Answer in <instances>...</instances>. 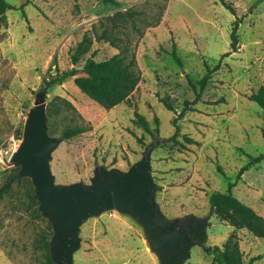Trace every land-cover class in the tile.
I'll use <instances>...</instances> for the list:
<instances>
[{"label":"rangeland","instance_id":"374dc122","mask_svg":"<svg viewBox=\"0 0 264 264\" xmlns=\"http://www.w3.org/2000/svg\"><path fill=\"white\" fill-rule=\"evenodd\" d=\"M7 1L12 8L0 16V188L18 169L9 157L21 140L19 130L36 93L45 86L42 80L73 66L71 54L79 50L85 49L77 66L90 54L96 59L133 54L140 74L137 86L127 101L109 109L83 93L75 76L46 85V106L57 97L72 104L47 116L49 134L62 136L68 128H84L53 150L50 169L55 182H89L95 164L127 169L158 137L151 174L162 212L168 217L210 214L207 246L222 249L234 233L244 262L257 257L253 264H264V237L231 226L211 212L208 203L211 192H224L234 182L233 195L264 217V159L236 180L250 156L264 152V110L248 99L264 84V0H225L235 14L218 0ZM236 18L238 49L222 58L201 99L193 103L195 93L186 76L197 82L206 72L204 62L212 67L230 50ZM172 43L182 67L168 54ZM135 111L154 134L139 125ZM181 134L196 142L185 143ZM13 178L0 197V264H52L45 245L51 226L30 198L31 181ZM79 236L73 264H159L140 225L117 210L87 218ZM214 261L215 255L194 245L183 264Z\"/></svg>","mask_w":264,"mask_h":264},{"label":"water","instance_id":"95a60500","mask_svg":"<svg viewBox=\"0 0 264 264\" xmlns=\"http://www.w3.org/2000/svg\"><path fill=\"white\" fill-rule=\"evenodd\" d=\"M46 88L36 93L26 113L21 140L9 161L18 168L13 177L30 179L37 209L51 226L48 249L52 264H73L81 224L113 209L140 225L146 245L159 264H183L194 245L217 253L216 247L206 245L210 214L168 217L160 209L151 174V154L160 142L158 137L145 145L140 158L127 169L95 164L89 182L56 183L50 159L63 137L48 132Z\"/></svg>","mask_w":264,"mask_h":264},{"label":"trees","instance_id":"16d2710c","mask_svg":"<svg viewBox=\"0 0 264 264\" xmlns=\"http://www.w3.org/2000/svg\"><path fill=\"white\" fill-rule=\"evenodd\" d=\"M104 2L116 3L115 0H102ZM219 3L227 8L231 13L235 14V10L231 3L225 0H218ZM26 4L24 2L21 4L20 9ZM12 5L7 0H0V16L5 13L6 10L11 9ZM22 14L25 17V13L22 10ZM238 23L239 20L236 18L231 25V30L229 33V46L230 50L223 53L220 56L219 61L212 67H210L206 62L204 66L206 69L205 74L197 80V82L192 81L189 76H186L188 84L192 87L195 93V97L192 102H197L201 99V92L204 87L209 82L210 74L218 69L220 61L223 57L234 52L239 47L238 39ZM123 52L124 48H120ZM85 49L79 50L76 54H71V66L68 70L50 74L49 79H43L42 83L45 85L61 82L67 77L75 76V84L77 87L85 93L90 99L96 102L98 105L105 109H109L119 103L128 100L131 93L135 90L137 83L140 79V74L136 68V62L134 55L131 54L130 57H126L124 54H114L109 58L96 59L93 54L86 56L82 59V64L77 66L76 62L78 57L84 54ZM172 59L176 62L177 66L182 67V61L176 52L175 43H172L171 49L168 53ZM49 71V69H48ZM196 85L199 87L196 88ZM222 99V98H221ZM248 99L255 101L264 110V84L260 85L255 91H252L248 95ZM160 101L168 109L173 111V106L167 102L164 98ZM63 104L71 106L72 104L66 99L57 97L48 106H46L47 116L52 115L57 109L61 108ZM54 108V109H53ZM184 108L179 112L182 115ZM135 120L139 125L150 134H154L153 130L149 127L147 120L144 116L138 112H134ZM264 117V112H263ZM157 122V119H155ZM173 123L175 127V134H179V127L176 124V118H173ZM157 127L155 131H157ZM84 131L83 127L74 126L64 130L62 137L64 139H69L74 137ZM19 133H22L19 130ZM182 139L185 143H195L196 141L186 134H181ZM138 142H142L141 137H136ZM181 147H185V144L178 142ZM264 159V152L258 154L257 156H250L248 162L243 164L236 173V180L240 178L241 174L248 169L249 166L258 163L260 160ZM217 169L222 172L221 167L217 166ZM17 170V169H16ZM16 173V172H15ZM14 173V174H15ZM14 174L10 175L4 185L0 188V197L9 188L11 179H14ZM235 185L234 182H229L227 185V190L213 191L208 196V203L211 212H213L217 217L226 220L231 226L235 228H245L253 235L257 237H264V217L256 212L251 206L242 202L231 192V188ZM30 198L37 203L33 197V187L31 186ZM51 235V231L48 232ZM48 236V237H49ZM49 238L46 239L45 245L48 248ZM217 253L215 255V261L213 264H253L257 257H251L248 262H244L242 251L240 250L238 239L236 234H229L226 241L223 243L222 249L217 248ZM211 253V252H209ZM49 260V255H47Z\"/></svg>","mask_w":264,"mask_h":264}]
</instances>
